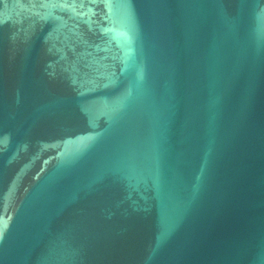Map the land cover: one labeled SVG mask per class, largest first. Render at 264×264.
I'll return each instance as SVG.
<instances>
[{
	"label": "water",
	"instance_id": "water-1",
	"mask_svg": "<svg viewBox=\"0 0 264 264\" xmlns=\"http://www.w3.org/2000/svg\"><path fill=\"white\" fill-rule=\"evenodd\" d=\"M0 264H264V0H0Z\"/></svg>",
	"mask_w": 264,
	"mask_h": 264
}]
</instances>
